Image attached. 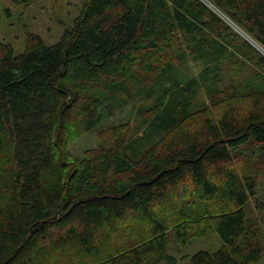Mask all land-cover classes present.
Instances as JSON below:
<instances>
[{
	"label": "trees",
	"instance_id": "1",
	"mask_svg": "<svg viewBox=\"0 0 264 264\" xmlns=\"http://www.w3.org/2000/svg\"><path fill=\"white\" fill-rule=\"evenodd\" d=\"M230 23L264 51V0H86L54 45L0 41V264L262 259L264 55Z\"/></svg>",
	"mask_w": 264,
	"mask_h": 264
},
{
	"label": "rangeland",
	"instance_id": "2",
	"mask_svg": "<svg viewBox=\"0 0 264 264\" xmlns=\"http://www.w3.org/2000/svg\"><path fill=\"white\" fill-rule=\"evenodd\" d=\"M85 3L86 0H0V41L12 45L16 56L25 52L27 33L39 35L47 45H54L60 41L65 29L74 24ZM234 30L251 42L246 34ZM253 46L264 55L256 43ZM121 120L113 118L108 125L117 126ZM110 140V137L101 138L96 132H89L72 145L70 151L81 157L90 149L108 147ZM222 246L218 234L211 232L203 238L193 239L184 252L192 255L199 251L215 253ZM182 261L177 264H184ZM250 264H264V255L260 261Z\"/></svg>",
	"mask_w": 264,
	"mask_h": 264
},
{
	"label": "water",
	"instance_id": "3",
	"mask_svg": "<svg viewBox=\"0 0 264 264\" xmlns=\"http://www.w3.org/2000/svg\"><path fill=\"white\" fill-rule=\"evenodd\" d=\"M249 40H250V38H249ZM251 41V43L253 44L254 42L252 41V40H250ZM261 50V49H260ZM261 52H263L264 53V51L263 50H261Z\"/></svg>",
	"mask_w": 264,
	"mask_h": 264
},
{
	"label": "built area",
	"instance_id": "4",
	"mask_svg": "<svg viewBox=\"0 0 264 264\" xmlns=\"http://www.w3.org/2000/svg\"><path fill=\"white\" fill-rule=\"evenodd\" d=\"M262 50V49H261Z\"/></svg>",
	"mask_w": 264,
	"mask_h": 264
}]
</instances>
